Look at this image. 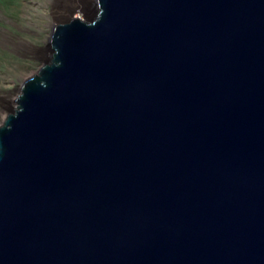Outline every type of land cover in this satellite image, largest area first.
Wrapping results in <instances>:
<instances>
[{"label":"water","instance_id":"water-1","mask_svg":"<svg viewBox=\"0 0 264 264\" xmlns=\"http://www.w3.org/2000/svg\"><path fill=\"white\" fill-rule=\"evenodd\" d=\"M0 127V264H264V0H96Z\"/></svg>","mask_w":264,"mask_h":264},{"label":"rangeland","instance_id":"rangeland-1","mask_svg":"<svg viewBox=\"0 0 264 264\" xmlns=\"http://www.w3.org/2000/svg\"><path fill=\"white\" fill-rule=\"evenodd\" d=\"M56 1L0 0V103L10 101L11 111L17 106L14 101L19 96L22 84L49 61V39L54 20L64 19L62 14L57 13V7L80 4L79 0H70L73 3L64 1L60 5ZM32 49L49 50L45 63ZM2 114L0 108V120Z\"/></svg>","mask_w":264,"mask_h":264},{"label":"bare ground","instance_id":"bare-ground-1","mask_svg":"<svg viewBox=\"0 0 264 264\" xmlns=\"http://www.w3.org/2000/svg\"><path fill=\"white\" fill-rule=\"evenodd\" d=\"M64 1H66V2L69 1L70 2V0H57L56 3H58V4L61 3L62 4ZM79 1H80V4H76V3H74L72 5H68L67 4L66 7L61 6L59 9L57 7V13L58 14H62V16L64 17V19L62 21H61V19H60V21L59 20H54V27L52 28V33L50 35L51 37L49 39L50 41H51V38H52V35H53V30H54V28L57 25H63L62 23H64V24L69 23L73 19H78V20H81V21L86 22V21L90 20L92 16H94L93 14H95L94 12H95V9H96V0H94V1L93 0H79ZM70 3H73V2H70ZM56 6H58V5H56ZM69 18L71 20L66 21ZM49 48H50V52L52 54V45H51V42H50ZM32 50H33V53L36 54L38 56V58H40V60L45 63V61L48 59L49 50H46V51H39L38 49H32ZM49 59H50V57H49ZM24 80H26V79H24ZM23 84H22V86H23ZM21 93H22V87H21V90L19 91V95ZM16 103L17 102L15 100L14 101V104H16ZM0 108L3 110L2 120H0V125H1L3 122L6 121L7 118H5V117H8V116H6L8 114V112L11 111L10 101L9 102L2 101L0 103Z\"/></svg>","mask_w":264,"mask_h":264}]
</instances>
